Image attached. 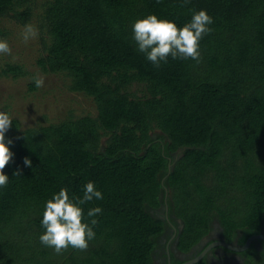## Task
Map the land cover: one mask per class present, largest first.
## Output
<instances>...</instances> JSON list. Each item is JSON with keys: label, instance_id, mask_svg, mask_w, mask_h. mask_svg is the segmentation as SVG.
<instances>
[{"label": "trees", "instance_id": "obj_1", "mask_svg": "<svg viewBox=\"0 0 264 264\" xmlns=\"http://www.w3.org/2000/svg\"><path fill=\"white\" fill-rule=\"evenodd\" d=\"M32 0H0V16L31 17ZM44 0L39 14L44 72L92 98L95 114L5 133L13 157L0 188V264H154L162 202L182 222L188 249L214 216L226 231L256 233L264 218V0ZM20 8V9H19ZM200 9L213 18L201 61L156 68L132 40L147 14L182 26ZM2 29L0 28V35ZM2 73H24L6 63ZM0 111L8 113L5 106ZM24 157L31 160L25 166ZM19 170L21 175L13 173ZM92 181L103 200L85 251L56 254L38 237L45 202ZM256 261L244 264H255ZM191 264H209L198 260Z\"/></svg>", "mask_w": 264, "mask_h": 264}, {"label": "clouds", "instance_id": "obj_2", "mask_svg": "<svg viewBox=\"0 0 264 264\" xmlns=\"http://www.w3.org/2000/svg\"><path fill=\"white\" fill-rule=\"evenodd\" d=\"M188 3L189 0H182L181 6ZM212 23L213 18L204 9L192 11L191 19L179 27L171 20L158 18L150 13L132 22V40L138 51L156 68L162 63L166 64L169 57L173 60L191 59L199 63L202 59L200 41L211 33L209 25ZM38 35V29L31 23H26L20 33L24 43L36 39ZM0 55H11V48L3 39H0ZM32 80L37 88L44 84V77L40 74L33 76ZM11 126V116L0 111V188H5L9 180L4 169L13 157L8 146L12 144V140L6 141L5 133ZM23 163L31 167L28 157H24ZM13 175L20 176L21 173L17 170ZM93 200H103V195L92 181L84 185L82 196L70 197L66 188L54 192L43 207L41 225L44 231L38 237L40 243L52 248L56 254H61L68 248L87 250L89 241L96 237L93 227L98 223L96 216L102 212L99 206L89 208V219L85 222L82 206Z\"/></svg>", "mask_w": 264, "mask_h": 264}, {"label": "rangeland", "instance_id": "obj_3", "mask_svg": "<svg viewBox=\"0 0 264 264\" xmlns=\"http://www.w3.org/2000/svg\"><path fill=\"white\" fill-rule=\"evenodd\" d=\"M44 0L31 1V17L22 23L11 14L0 16V39L6 40L11 55H0V109L5 106L11 118L18 121L19 128L57 122L60 119L94 115L95 104L92 98L82 92L68 88V79L61 73L44 72L35 62L43 53L40 42L39 14ZM20 9V8H19ZM26 23L38 29L36 39L24 43L20 33ZM6 63L20 64L24 73L12 76L3 74ZM44 77L42 87L35 86L32 77Z\"/></svg>", "mask_w": 264, "mask_h": 264}, {"label": "flooded vegetation", "instance_id": "obj_4", "mask_svg": "<svg viewBox=\"0 0 264 264\" xmlns=\"http://www.w3.org/2000/svg\"><path fill=\"white\" fill-rule=\"evenodd\" d=\"M154 214L164 219L165 230L157 238L154 264H182L192 259L204 260L209 264H244L256 261L264 264V218L256 233L248 235L243 241L240 238L245 230L234 227L226 235V231L213 216L208 227L197 240L186 250L177 248V237L182 222L167 207L165 203L155 208ZM250 237L248 245L241 251H234L227 245L241 246Z\"/></svg>", "mask_w": 264, "mask_h": 264}, {"label": "water", "instance_id": "obj_5", "mask_svg": "<svg viewBox=\"0 0 264 264\" xmlns=\"http://www.w3.org/2000/svg\"><path fill=\"white\" fill-rule=\"evenodd\" d=\"M263 239H264V238H263ZM249 241H250V237L247 238V239L245 240L244 244L241 245V246H235V247H234V246H232V245H227V247H229L230 249H232V250H234V251H241L242 249H244V248L248 245ZM196 260H197V258H196V259L189 260V261L184 262V263H182V264H191V263L195 262Z\"/></svg>", "mask_w": 264, "mask_h": 264}]
</instances>
